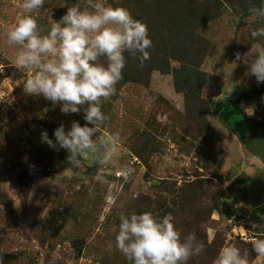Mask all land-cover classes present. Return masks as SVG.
Returning a JSON list of instances; mask_svg holds the SVG:
<instances>
[{"label":"rangeland","instance_id":"1","mask_svg":"<svg viewBox=\"0 0 264 264\" xmlns=\"http://www.w3.org/2000/svg\"><path fill=\"white\" fill-rule=\"evenodd\" d=\"M105 2L147 24L150 64L166 51L169 66L180 69L181 51L193 72L176 70L174 81L154 68L138 79L143 69L134 71L136 60L125 53L98 133L118 137L116 155L102 166L99 151L89 152L75 166L67 150L50 147L41 134L55 140L61 124L65 131L73 121L85 125L84 113L65 114L60 104L24 93L28 73L12 64L19 46L7 41L24 14L22 0H0V264H133L115 250L119 217L144 212L171 214L182 238L195 233L203 242V253L187 264H214L229 245L247 251L249 264H264L251 244L264 239V187L251 204L243 197L264 181V83L246 64L264 47V36L251 35L264 18L249 11L264 0ZM194 4L210 17L188 35L193 23L171 18ZM76 5L83 9L84 0H45L33 13L42 34ZM242 96L252 98L228 99ZM127 169L133 171L125 180Z\"/></svg>","mask_w":264,"mask_h":264},{"label":"clouds","instance_id":"2","mask_svg":"<svg viewBox=\"0 0 264 264\" xmlns=\"http://www.w3.org/2000/svg\"><path fill=\"white\" fill-rule=\"evenodd\" d=\"M44 3L45 0H22L24 14L7 33L8 43L19 46L12 64L28 73L23 81L25 94L60 104L65 114L82 110L86 123L82 126L73 121L68 131L61 124L54 130L55 140L44 130L42 142L67 150L68 161L75 166H79L80 157L97 151V163L108 165L116 155L118 137L98 135L108 119L102 104L116 93L126 65L125 53L138 57L141 66L151 59L149 28L125 7L107 4L105 0H84L83 9L79 5L68 6L60 20L42 34L33 13ZM249 11L264 18V5L252 6ZM251 35L264 36V27L252 30ZM241 59L245 62V55L237 52L236 60ZM246 64L249 75H254L258 84L264 83V47L256 49L255 58ZM246 111L254 114L253 110ZM132 171L123 173L125 180ZM119 219L115 250L133 264H187L191 257L204 251V244L195 233L182 238L171 214L157 219L150 212L132 213L120 215ZM251 244L256 256L264 258V239ZM108 250H113L111 245ZM214 264H249L248 253L236 246H225Z\"/></svg>","mask_w":264,"mask_h":264},{"label":"trees","instance_id":"3","mask_svg":"<svg viewBox=\"0 0 264 264\" xmlns=\"http://www.w3.org/2000/svg\"><path fill=\"white\" fill-rule=\"evenodd\" d=\"M205 12H208V10L204 9L202 6H198V5H195L194 4V5L190 6L187 11H184L183 12V10H182L178 14L175 13V16L171 18V21H173L174 19L177 18L178 19L177 24L178 25L184 24V26H185V23L186 22L187 23L192 22L193 25H194V28H192L189 31V33L187 32L188 35H191L193 33L192 32L193 30H195L198 26H200L204 22H206L208 20V17H210V16H208L209 12L207 14ZM162 42L165 43V41H162ZM165 45H167L168 48L170 46H172V45L169 44V42H168V44L166 42ZM174 49H176V51L178 53L177 46ZM180 53H182V54H180L178 56L177 60L180 62L181 68L180 69H176V70H180V71L181 70H184L185 71V69H186L189 72H193V68H191V65H192L193 61L190 59V56H188L189 54L187 53V56L188 57L186 56V58H185V56L183 55L184 52H181L180 51ZM159 54H160V56H157L156 55L154 57L157 60L158 64H150L151 62L148 60V61H146L144 63L143 66H141L138 57L137 58H134L136 61H135V64H134V68H132V69L134 71H139L140 70V67H141V70L143 69V72H141L142 74L139 76L138 79H141L142 77H144L146 75L148 76V69H154V68H156V69L160 70L161 72H171L172 74H174V81H176V79H175V77H176L175 71L176 70L174 68H171L169 66V64L167 62V59H166V56L168 54H166V51L164 53H159ZM165 66H167V68H164ZM187 83L189 84V81H187ZM177 84L178 83L176 82V84H175L176 87H177ZM251 98H252L251 96H247V97H243L242 96V97H238V98H228V99H230L229 101H233V102L239 103L241 101L250 100ZM225 106H228V105L226 104ZM263 187H264V181L263 182H258V183L256 182L251 187V189H256V191L258 192L257 195L254 196V195H245V194H243V197L245 198V200L248 203L251 204L254 200L259 199V193H261V191H262L261 188H263Z\"/></svg>","mask_w":264,"mask_h":264},{"label":"water","instance_id":"4","mask_svg":"<svg viewBox=\"0 0 264 264\" xmlns=\"http://www.w3.org/2000/svg\"><path fill=\"white\" fill-rule=\"evenodd\" d=\"M226 214L229 215V216H232V215H234V211H232V210H230V209H227V210H226ZM234 219H235V221H237V220H238V217L235 216Z\"/></svg>","mask_w":264,"mask_h":264},{"label":"flooded vegetation","instance_id":"5","mask_svg":"<svg viewBox=\"0 0 264 264\" xmlns=\"http://www.w3.org/2000/svg\"><path fill=\"white\" fill-rule=\"evenodd\" d=\"M257 191H256V189H250L249 191H248V193H247V195H257Z\"/></svg>","mask_w":264,"mask_h":264},{"label":"crops","instance_id":"6","mask_svg":"<svg viewBox=\"0 0 264 264\" xmlns=\"http://www.w3.org/2000/svg\"><path fill=\"white\" fill-rule=\"evenodd\" d=\"M247 103H248V102H246V104H247ZM248 105H249V104H248ZM246 108H249V106L246 105Z\"/></svg>","mask_w":264,"mask_h":264}]
</instances>
